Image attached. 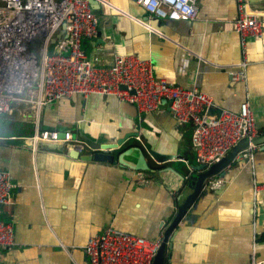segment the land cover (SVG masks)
Here are the masks:
<instances>
[{
	"label": "crops",
	"instance_id": "1",
	"mask_svg": "<svg viewBox=\"0 0 264 264\" xmlns=\"http://www.w3.org/2000/svg\"><path fill=\"white\" fill-rule=\"evenodd\" d=\"M106 1L111 4L92 2L100 34L83 40L92 63L136 53L151 61L156 78L212 95V115L221 107L238 111L248 100L257 134L264 133V33L241 42L235 0H197L190 19L150 16L133 0ZM252 2L264 9V0ZM133 16L149 19L159 32ZM243 51L245 77L232 79ZM13 102L0 122V168L12 181V200L0 203V216L11 223L14 242L0 246V264H89L84 245L107 226L163 237L191 191L187 177L198 171L191 122L177 121L165 101L146 113L100 92H75L43 105L40 126L73 131L87 144L80 154L92 151L91 142L117 138L114 153L141 145L149 168L133 170L116 158L73 157L63 143H40L33 150L32 109L23 100ZM251 151L253 157L235 156L206 179L174 227L165 264H248L253 253L264 257V141Z\"/></svg>",
	"mask_w": 264,
	"mask_h": 264
},
{
	"label": "built area",
	"instance_id": "2",
	"mask_svg": "<svg viewBox=\"0 0 264 264\" xmlns=\"http://www.w3.org/2000/svg\"><path fill=\"white\" fill-rule=\"evenodd\" d=\"M95 0H0V114L12 111V102L25 101L32 109L35 128L30 135L33 150L40 143H63L79 153L87 145L73 131L41 127L40 112L45 103L75 92L114 94L119 101L133 103L139 112H153L165 101L175 119L191 122V142L198 164L209 166L246 136L248 143L237 154H254L258 133L248 100L238 111L221 107L210 114L212 95L196 86L170 84L153 74L149 59L136 53H116L110 64H94L83 40L99 33ZM111 4L106 0H99ZM150 16L194 18L197 0H133ZM234 27L244 44L247 36L264 33V9L252 0H235ZM263 15L262 17L260 16ZM150 31H158L149 19L133 16ZM200 57V55H199ZM247 57L243 51L231 78L245 77ZM219 180H215L218 183ZM10 173L0 168V203H9ZM162 235L155 239L107 226L90 235L84 245L89 264H153ZM14 242L13 227L0 216V246ZM248 264H264V257L252 254Z\"/></svg>",
	"mask_w": 264,
	"mask_h": 264
},
{
	"label": "water",
	"instance_id": "3",
	"mask_svg": "<svg viewBox=\"0 0 264 264\" xmlns=\"http://www.w3.org/2000/svg\"><path fill=\"white\" fill-rule=\"evenodd\" d=\"M93 2V1H92ZM100 32L98 33V35ZM60 137H63V131H60ZM252 141L254 143L257 142H263L264 141V133L256 135L252 138ZM248 143V138L246 136L242 137L238 143H236L230 151L227 153V155H224L219 160L211 163L209 166H205L204 164H196L195 167L198 169V171L193 170L190 175L186 179L187 186L190 187L191 191L187 193V195L184 197V199L181 201V203L178 205L177 210L173 218L171 219L170 223L165 227L163 232L162 241L160 243V246L158 248V251L154 257L153 264H164V253L166 246L170 244L171 240L173 239V234H175L174 227L178 226V221L180 220L181 216L187 209V207L191 204V201L195 198L197 193L199 192L200 188L203 186L206 179L215 174L218 173L222 167L229 164L230 161L234 159L235 156L237 158H241L237 152L244 148ZM91 152L88 154H80L78 151L72 149L71 155L73 157H81L83 159H95V160H108L110 162L113 161L114 158L117 159V161L120 164H124L130 169L136 170V169H148L149 165L147 163V160L145 158V153L141 148V145H130L128 147H125L123 149L119 148V151L117 153L112 152V148L119 147L118 138L115 139L113 142H99V143H90ZM150 152L157 157L158 159H161L160 154H157L153 149H150Z\"/></svg>",
	"mask_w": 264,
	"mask_h": 264
},
{
	"label": "rangeland",
	"instance_id": "4",
	"mask_svg": "<svg viewBox=\"0 0 264 264\" xmlns=\"http://www.w3.org/2000/svg\"><path fill=\"white\" fill-rule=\"evenodd\" d=\"M132 12H136V11H132ZM11 104L13 105L14 102H12ZM5 116H7V113H1V114H0V122L2 121L3 117H5ZM3 121H4V120H3ZM31 121H32L31 123H33V126H34V125H35L34 121H33V120H31ZM26 122H27V121H26ZM0 131H1V129H0ZM33 131H34V129H33ZM33 131H32V132H33ZM32 132H31V133H32Z\"/></svg>",
	"mask_w": 264,
	"mask_h": 264
},
{
	"label": "flooded vegetation",
	"instance_id": "5",
	"mask_svg": "<svg viewBox=\"0 0 264 264\" xmlns=\"http://www.w3.org/2000/svg\"><path fill=\"white\" fill-rule=\"evenodd\" d=\"M164 264H165V261H164Z\"/></svg>",
	"mask_w": 264,
	"mask_h": 264
}]
</instances>
